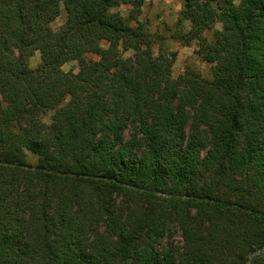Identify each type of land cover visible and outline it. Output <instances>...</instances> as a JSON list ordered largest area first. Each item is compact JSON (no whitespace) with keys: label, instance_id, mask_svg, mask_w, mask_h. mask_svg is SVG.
Returning <instances> with one entry per match:
<instances>
[{"label":"trees","instance_id":"1","mask_svg":"<svg viewBox=\"0 0 264 264\" xmlns=\"http://www.w3.org/2000/svg\"><path fill=\"white\" fill-rule=\"evenodd\" d=\"M144 2L0 0V264H264V0H181L212 79L172 78Z\"/></svg>","mask_w":264,"mask_h":264},{"label":"rangeland","instance_id":"2","mask_svg":"<svg viewBox=\"0 0 264 264\" xmlns=\"http://www.w3.org/2000/svg\"><path fill=\"white\" fill-rule=\"evenodd\" d=\"M238 3L239 0H236ZM182 7L181 0H145L141 12L139 13L138 19L141 23L145 25L146 30L149 33H157L161 32L166 34L167 39L165 41L168 46L170 52H176V59L171 68L172 78L176 79L178 76L185 73L187 68L194 69L198 71L203 78L212 79V68L213 63L207 62L202 58V56L198 53V43L194 41L189 46L182 45L180 42L173 40L169 36L168 28L175 26L180 11ZM131 6H121L118 10L122 12V14L128 18L132 26H135L136 23L132 19L130 10ZM67 12L64 7L61 8L60 15L51 22V28L59 32L61 31L66 23ZM189 28V22H186V29ZM221 25L219 23L215 24L211 30L206 32V36L208 38L211 37L212 33L215 30H220ZM168 34V35H167ZM152 53L154 56L159 54V46H154L152 48ZM132 51H125L124 56L130 57L132 56ZM90 57L97 58L94 55H90ZM42 64L41 53L40 51H34L33 55H31L29 59V65L32 69H36ZM65 72H77L79 69L78 62L76 60H71L65 63L62 67ZM69 97H66L65 101H68ZM62 105L60 99H56L53 107L47 113H39V118L51 127L53 125V115L55 114L58 107ZM25 149V148H24ZM27 153L28 162L31 164L37 163V156L32 152L25 149ZM182 237L180 231L176 228L170 233L166 235L159 243V249H163L167 246H176L179 247L182 245ZM259 253V252H258Z\"/></svg>","mask_w":264,"mask_h":264},{"label":"water","instance_id":"3","mask_svg":"<svg viewBox=\"0 0 264 264\" xmlns=\"http://www.w3.org/2000/svg\"><path fill=\"white\" fill-rule=\"evenodd\" d=\"M260 252H264V250H261Z\"/></svg>","mask_w":264,"mask_h":264}]
</instances>
